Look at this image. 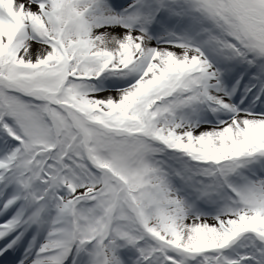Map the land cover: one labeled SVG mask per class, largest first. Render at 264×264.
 <instances>
[{
	"label": "snow or ice",
	"instance_id": "6c2138e0",
	"mask_svg": "<svg viewBox=\"0 0 264 264\" xmlns=\"http://www.w3.org/2000/svg\"><path fill=\"white\" fill-rule=\"evenodd\" d=\"M0 264H264V0H0Z\"/></svg>",
	"mask_w": 264,
	"mask_h": 264
}]
</instances>
